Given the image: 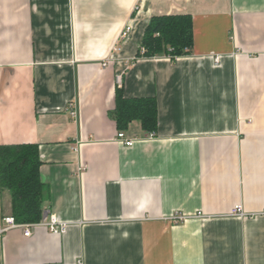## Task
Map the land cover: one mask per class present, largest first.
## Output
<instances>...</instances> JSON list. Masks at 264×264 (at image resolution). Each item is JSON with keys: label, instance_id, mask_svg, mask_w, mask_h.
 <instances>
[{"label": "crops", "instance_id": "crops-1", "mask_svg": "<svg viewBox=\"0 0 264 264\" xmlns=\"http://www.w3.org/2000/svg\"><path fill=\"white\" fill-rule=\"evenodd\" d=\"M174 14L192 17L191 53L137 58L149 20ZM117 88L158 105L130 147ZM11 145L39 149L43 209L65 230L8 231L0 264H264V0H0Z\"/></svg>", "mask_w": 264, "mask_h": 264}, {"label": "trees", "instance_id": "trees-1", "mask_svg": "<svg viewBox=\"0 0 264 264\" xmlns=\"http://www.w3.org/2000/svg\"><path fill=\"white\" fill-rule=\"evenodd\" d=\"M137 58L189 55L193 47L192 17L184 14L154 16L143 33ZM118 131L126 132L133 122L146 134L158 130V105L155 98H126L121 88L115 91V106L109 114ZM36 145L0 147V187L10 194V216L20 224L37 223L43 216L48 187L40 177L42 164Z\"/></svg>", "mask_w": 264, "mask_h": 264}, {"label": "built area", "instance_id": "built-area-1", "mask_svg": "<svg viewBox=\"0 0 264 264\" xmlns=\"http://www.w3.org/2000/svg\"><path fill=\"white\" fill-rule=\"evenodd\" d=\"M130 31H131V28L129 26H126L122 30L120 34V38L122 40L126 39ZM217 60L218 59H216V62ZM71 114L75 115V111H71ZM152 135L153 134H150V136ZM116 137H117V140L123 146H126V147L133 146L132 144L134 140L126 138L124 132L119 131ZM233 212L239 216H244V213L242 212V209L240 206H236ZM57 219L58 218H56L54 215L48 214V212H45V211L43 212L42 219L37 223L30 222L26 224H20V223H17V221L15 222L14 218L11 216L3 217L0 219V236H2L3 234L7 233L10 230L19 229L23 232L24 237H30L32 235L33 229L36 227L46 228L51 233H58V232L63 233L65 230V225L58 222ZM172 219L175 221H183V217L181 216H174Z\"/></svg>", "mask_w": 264, "mask_h": 264}]
</instances>
